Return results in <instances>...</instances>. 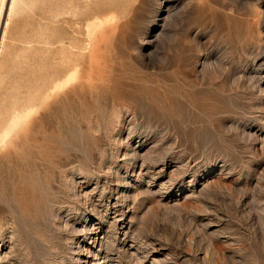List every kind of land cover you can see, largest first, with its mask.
Returning a JSON list of instances; mask_svg holds the SVG:
<instances>
[{"label":"rangeland","instance_id":"rangeland-1","mask_svg":"<svg viewBox=\"0 0 264 264\" xmlns=\"http://www.w3.org/2000/svg\"><path fill=\"white\" fill-rule=\"evenodd\" d=\"M0 264H264V0H0Z\"/></svg>","mask_w":264,"mask_h":264}]
</instances>
